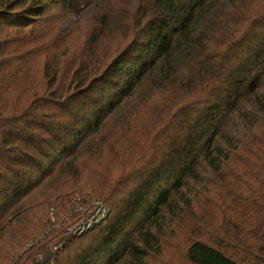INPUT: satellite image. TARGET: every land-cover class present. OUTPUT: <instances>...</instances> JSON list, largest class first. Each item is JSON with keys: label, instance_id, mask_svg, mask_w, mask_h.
Listing matches in <instances>:
<instances>
[{"label": "trees", "instance_id": "trees-1", "mask_svg": "<svg viewBox=\"0 0 264 264\" xmlns=\"http://www.w3.org/2000/svg\"><path fill=\"white\" fill-rule=\"evenodd\" d=\"M77 194L109 212L68 239ZM18 250L264 264V0H0V264Z\"/></svg>", "mask_w": 264, "mask_h": 264}, {"label": "built area", "instance_id": "built-area-1", "mask_svg": "<svg viewBox=\"0 0 264 264\" xmlns=\"http://www.w3.org/2000/svg\"><path fill=\"white\" fill-rule=\"evenodd\" d=\"M80 198L76 197V201ZM83 201V200H82ZM73 209L72 214L69 217H76L75 223L71 228L67 229V233L71 235L84 234L93 226L99 224L104 218L107 217L108 210L97 200L91 201V210L88 211L85 207H82L83 203H78ZM69 220V219H68Z\"/></svg>", "mask_w": 264, "mask_h": 264}, {"label": "rangeland", "instance_id": "rangeland-1", "mask_svg": "<svg viewBox=\"0 0 264 264\" xmlns=\"http://www.w3.org/2000/svg\"><path fill=\"white\" fill-rule=\"evenodd\" d=\"M75 197H83V198H80V200H79V202H82V200H83V204H82V207H85L86 209H88V211L89 210H91V201H93V200H97V201H99L107 210H108V212H109V208L107 207V205L101 200V199H99V198H96V197H93V196H90V195H79V194H77ZM74 198V197H73ZM72 198V199H73ZM75 199V198H74ZM74 204V203H73ZM75 205H78V204H75ZM73 206V205H72ZM77 207V206H76ZM72 208H70L69 210H67V212L64 214V216H63V219H65V221L66 222H68V226H67V229L68 228H71L73 225H74V223H75V218L76 217H73L74 216V214H73V216L72 217H69V215L70 214H72ZM108 212H107V214H108ZM69 219V220H68ZM105 219V218H104ZM103 219V220H104ZM102 220V221H103ZM48 221H50V226L52 227V230L50 231V232H52L54 229H53V227L55 228V226H54V224L52 223V218L50 217V219H48ZM101 221V222H102ZM100 222V223H101ZM50 228V227H49ZM50 230V229H49ZM50 232H47L48 234L50 233ZM66 233V232H65ZM66 235H67V238L69 239L70 237H69V235H71V234H69V233H66ZM80 235H83V234H80ZM79 236V235H78ZM18 253V255H16ZM25 250L24 251H20V250H18V251H16V253L11 257V259H10V261L8 262V264H21L20 263V258L22 257L24 260H23V263H25V264H30L31 262L29 261V260H27V254L25 255Z\"/></svg>", "mask_w": 264, "mask_h": 264}]
</instances>
